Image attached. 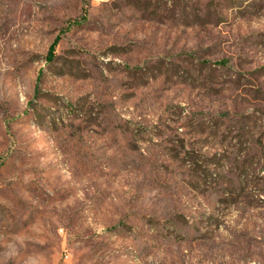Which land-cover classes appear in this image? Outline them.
Masks as SVG:
<instances>
[{"label":"rangeland","instance_id":"374dc122","mask_svg":"<svg viewBox=\"0 0 264 264\" xmlns=\"http://www.w3.org/2000/svg\"><path fill=\"white\" fill-rule=\"evenodd\" d=\"M0 264H264V0H0Z\"/></svg>","mask_w":264,"mask_h":264},{"label":"trees","instance_id":"16d2710c","mask_svg":"<svg viewBox=\"0 0 264 264\" xmlns=\"http://www.w3.org/2000/svg\"><path fill=\"white\" fill-rule=\"evenodd\" d=\"M57 42H58V39H55L54 42L51 44L49 52H48V59H53Z\"/></svg>","mask_w":264,"mask_h":264}]
</instances>
